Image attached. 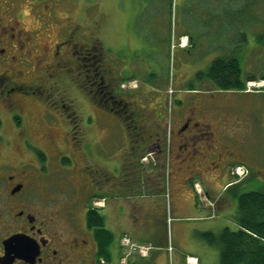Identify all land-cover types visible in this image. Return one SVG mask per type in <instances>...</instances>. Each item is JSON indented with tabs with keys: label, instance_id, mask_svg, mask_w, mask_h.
<instances>
[{
	"label": "rangeland",
	"instance_id": "374dc122",
	"mask_svg": "<svg viewBox=\"0 0 264 264\" xmlns=\"http://www.w3.org/2000/svg\"><path fill=\"white\" fill-rule=\"evenodd\" d=\"M19 1L18 11L22 12L21 20L28 29L39 27L36 16L44 13L57 20L40 31L41 40L48 46L60 37V27L66 31L65 24L71 29L72 42L79 44L77 49L94 45L110 72L105 73V83L129 101V107L124 108L127 111L122 109L115 115L107 107L106 97L99 101L87 92L83 76L76 73L75 78L72 72L63 76V91H54L52 97L59 103L63 95L69 128L77 135L79 150L62 140L70 130L67 126L51 132V141L55 143L52 153L58 156L52 157L53 172L44 173L46 192L72 200L75 188L79 192L77 197H81L95 183L92 189L95 200L89 201L90 205L102 206L103 196H111L120 204L119 214L132 211L130 188L147 181L139 162H149L146 153L158 150L156 144L147 150L144 139L160 142L162 150L172 152L166 141L168 124L187 97L195 93L205 95L204 104L215 109L213 121L224 126L219 132L222 135L216 133V137L222 138L226 145L212 146L205 158L200 157L204 163L200 160V167L195 166L201 171L192 175L189 184L200 193L194 200L202 213L193 209L186 214L171 212L166 194L167 209L164 215L156 217L154 229L157 240L164 237L171 245L176 240L174 225L181 223L188 241L183 253L166 255L158 264H183L184 254L199 256L200 264H218L216 247L205 243L196 232L219 233L225 226H235L231 215L236 210V199L225 189L231 183L223 187L235 177L227 173L225 178L212 181L205 171L230 167L234 170L232 166L243 165L249 173L237 178L247 179L244 190L264 186V0H171L170 12V0H36L34 7L29 3L31 0ZM228 54L239 59L246 91L210 89L209 85L202 90L188 89L192 82L198 85L193 80L195 73L214 58ZM134 99H138L136 104ZM213 156V160L207 159ZM63 157L70 161L62 162ZM167 167L168 160L165 170L156 175L157 190H166L168 186ZM195 182L199 187L193 185ZM203 201L214 212L203 208ZM75 207L79 221L84 224L87 208L82 200ZM128 237L130 242L143 246ZM119 245L120 256L132 255L121 240ZM149 252L150 249L145 251L144 256L135 253L133 257L144 259ZM155 258L150 261L153 263Z\"/></svg>",
	"mask_w": 264,
	"mask_h": 264
},
{
	"label": "flooded vegetation",
	"instance_id": "af4514ba",
	"mask_svg": "<svg viewBox=\"0 0 264 264\" xmlns=\"http://www.w3.org/2000/svg\"><path fill=\"white\" fill-rule=\"evenodd\" d=\"M19 2L0 0V264H108L106 258L98 256L94 228L87 226L86 220L81 224L75 207L82 200L87 210H102L100 205H90L95 200L93 180V187L81 197H77L75 188L72 200L46 192L43 177L53 172L52 157L58 156L52 153L55 143L50 134L62 125L70 126L63 95L59 103L52 95L63 91L62 78L72 72L75 78L76 73L83 76L87 92L99 101L110 95L109 102L106 98L104 101L115 115L129 107V101L105 83L109 69L94 45L77 49L79 44L72 42L71 29L65 24L66 31L60 27V37L48 46L41 40L40 31L57 20L44 13L36 16L39 27L28 29L21 20ZM29 3L34 7L37 2ZM204 97L195 93L182 101L180 111L168 124L166 140L169 150L184 149L191 165L199 167L200 160L204 163L200 157L205 158L212 146L226 145L216 137L224 126L213 121L215 109L204 104ZM137 101L134 99L135 104ZM71 132L67 130L62 140L79 150L77 135ZM144 144L147 150L152 144H156L157 151L162 150L160 142L145 138ZM61 159L70 161L67 157ZM211 178L214 181L215 177Z\"/></svg>",
	"mask_w": 264,
	"mask_h": 264
},
{
	"label": "crops",
	"instance_id": "0c3cea01",
	"mask_svg": "<svg viewBox=\"0 0 264 264\" xmlns=\"http://www.w3.org/2000/svg\"><path fill=\"white\" fill-rule=\"evenodd\" d=\"M152 155L150 156V161L144 162L140 160L139 166L143 171L145 183H141L139 187L131 188V195L129 199L132 201V211L129 209L126 214L124 212H118L120 204L114 201L110 196L102 198V214L104 215V226L111 230L115 236V242L111 246V260L117 262L120 257V247L119 239L121 234H126L131 237L134 241L136 240L140 244H145L151 246L149 255L144 259L134 258L131 264H158V261L166 259V255H175L178 253H183L186 246H188V241L186 239V229L183 224L178 223L174 225L173 233L175 234L176 240L173 245H168V242L163 237L160 240L156 239V230L154 229L156 217L162 216L167 209L166 194H168L169 209L171 212L186 214L187 211H196L197 214L202 213L200 209H197V203L194 200V196L199 194L197 189L193 186L190 187V181L193 179L192 175L197 173L199 170L196 165H191V161L187 160L186 151L183 149H172V152L167 150L161 151H150ZM147 152L146 154L150 153ZM121 156V154H120ZM141 158V157H140ZM168 160V170L169 174L167 179H169L168 186L164 189H156L154 185L156 184L155 178L157 174L165 170V163ZM170 161L172 163V170H170ZM193 164V163H192ZM144 168V169H143ZM190 168V169H189ZM210 177H221L225 178L227 173H230V169L219 168L216 171L210 169L205 171V173ZM228 174V175H229ZM157 175V176H156ZM229 182L225 183V187ZM158 183V182H157ZM199 187L198 182L193 184ZM206 195V192L204 194ZM129 200V201H130ZM203 208H210L206 201H203ZM168 211V210H167ZM236 225L233 227L235 228ZM155 230V231H154ZM174 238V239H175ZM169 247L172 248L169 251ZM216 257V260L219 258ZM170 255V256H171ZM156 257L153 263L150 261L151 258ZM201 258L191 254H184L183 264H200ZM218 262V261H217Z\"/></svg>",
	"mask_w": 264,
	"mask_h": 264
},
{
	"label": "trees",
	"instance_id": "16d2710c",
	"mask_svg": "<svg viewBox=\"0 0 264 264\" xmlns=\"http://www.w3.org/2000/svg\"><path fill=\"white\" fill-rule=\"evenodd\" d=\"M168 5L170 12L171 0ZM247 77L250 79V76ZM193 80L198 85L192 82L188 88L190 91L202 90L208 85L210 89L246 91V80L242 78L239 59L230 54L214 58L208 66L195 73ZM106 96L109 102L110 95ZM108 102L109 110L115 112ZM245 168L248 174L249 170ZM232 176L235 179L225 189L236 199V210L231 215L236 227L225 226L219 233L211 230L197 231L196 235L208 245L216 247L219 253L218 264H264V186L245 191L243 185L247 179H238L235 174ZM85 216L87 226L94 228L99 246L98 256L111 261L110 249L116 239L113 232L104 226V215L90 207Z\"/></svg>",
	"mask_w": 264,
	"mask_h": 264
},
{
	"label": "built area",
	"instance_id": "2783aa9c",
	"mask_svg": "<svg viewBox=\"0 0 264 264\" xmlns=\"http://www.w3.org/2000/svg\"><path fill=\"white\" fill-rule=\"evenodd\" d=\"M231 173L232 174H235V175H242V174H246L247 173V170L244 166H241V165H238L237 167H235V169H231ZM130 238L128 236H123L122 239H121V243L124 244L125 247H127L129 250H130V253L129 254H132L131 256L133 257L135 255V253L137 254H144V252L148 251V249H151V246L149 245H144L143 246H137L135 245L133 242H130ZM169 250H171V248L169 247ZM130 256V257H131ZM144 256V255H143ZM129 256H123L122 259H121V262L120 264H128V260L130 259ZM110 264V263H108ZM111 264H117V263H111Z\"/></svg>",
	"mask_w": 264,
	"mask_h": 264
},
{
	"label": "bare ground",
	"instance_id": "6f19581e",
	"mask_svg": "<svg viewBox=\"0 0 264 264\" xmlns=\"http://www.w3.org/2000/svg\"><path fill=\"white\" fill-rule=\"evenodd\" d=\"M252 84V83H251Z\"/></svg>",
	"mask_w": 264,
	"mask_h": 264
}]
</instances>
